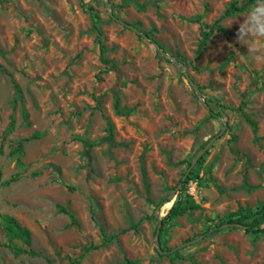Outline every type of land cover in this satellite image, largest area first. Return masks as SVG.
<instances>
[{
    "label": "rangeland",
    "instance_id": "obj_1",
    "mask_svg": "<svg viewBox=\"0 0 264 264\" xmlns=\"http://www.w3.org/2000/svg\"><path fill=\"white\" fill-rule=\"evenodd\" d=\"M246 1L110 0L160 49L105 0H0V214L28 227L42 254H15L0 221V264H264V233L225 226L264 204V63L236 41L251 5L196 57L202 26ZM178 198L196 207L163 224L159 241ZM115 234L120 243L104 242Z\"/></svg>",
    "mask_w": 264,
    "mask_h": 264
},
{
    "label": "trees",
    "instance_id": "obj_2",
    "mask_svg": "<svg viewBox=\"0 0 264 264\" xmlns=\"http://www.w3.org/2000/svg\"><path fill=\"white\" fill-rule=\"evenodd\" d=\"M253 2H254V0H247L246 2H244L241 5H237V4L232 3V4H230V6L225 10V12L221 15V17L213 25H211V26L203 25L202 29H201V40L199 42V45H198V48L196 51V57L198 58L201 55V53L203 52V50L207 47V45L209 44V42H210V40H211V38H212V36H213V34L217 28L219 30H221L222 32L227 33V30L221 24L222 19H224L227 16H230L234 12H241V11L246 10L250 5L253 4ZM94 26L98 32V40H99V49H100L101 60L104 64H109L110 60L106 58L107 48H106L104 41H103L104 31L102 30V28L100 26V17L98 14H95ZM148 36L152 37L150 34H148ZM152 41L155 43L157 42V40L155 38H152ZM177 59L179 61H181L183 64L187 63V58L183 55H178ZM0 68H2V67L0 66ZM104 71H106V70H104ZM9 75L12 77V74H9ZM12 83L15 87V90L17 91V100L22 102L23 101V92H22L21 86L13 78H12ZM196 95L199 97L198 94H196ZM207 98L210 101L216 102L217 105L221 106V104L219 103V101L216 98L210 97V96H208ZM116 109H117L118 113H121V114H126L129 112V109L120 107V100L119 99L116 100ZM211 112H212V115L216 116V117H222L225 115L222 110H219L217 112L214 110H211ZM24 115H25V118L27 119L28 113L24 112ZM246 119H247V122L251 125V127L253 129V132L255 134V139L258 140V138L260 137L257 134L258 123L252 117H250L248 115H246ZM27 123H29V122H27ZM110 126H112V123H110ZM30 139H31V137H26V138L19 140L17 142L16 148L14 149V151L11 152L12 155L22 154L24 143ZM0 150H2V149L0 148ZM201 159H200V161H201ZM186 162L188 163V166L191 165V160H187ZM144 174H146L145 170H144ZM9 182H10V180L7 183H9ZM195 207L196 206L194 204H187V200H183L182 198H178L176 200V202L174 203V205L169 210L168 214L163 218V220H162L163 224H166L167 221L173 220L177 216L184 214V212H186L187 210L193 209ZM57 209L61 213L69 214L71 217L72 224H78V221L76 220L74 214L66 206L58 205ZM247 220H249V221L247 222ZM0 221H1L2 227L4 229V232L7 236V238L10 241V243L14 249L15 254L19 255V254L25 253V254H28L30 256H35V257L36 256H42V254L32 246V235H31V231L29 230L28 227L23 225L14 216L7 214V213L0 214ZM228 222L238 224V225H242L245 228L246 233H252L255 235H258L260 233H264V227L262 226L264 224V204L256 210L251 209L249 207L239 208V210L237 212H234V213L229 215ZM221 225H222L221 223L217 224L215 226V228L213 229V232L220 229ZM134 227L136 228V226H134ZM163 231H164V228L162 227L159 240L161 239ZM207 233L208 232H205L206 235H207ZM110 239H116V241H118V243H120L119 234H115L109 238H107L105 235L104 242L109 241ZM17 240H19L23 245H25V247L22 244L20 245L17 242ZM45 258L47 259L48 263L51 264V259L49 257H46V256H45ZM125 260H126L127 264L133 263L132 260L130 258H128L127 255H125Z\"/></svg>",
    "mask_w": 264,
    "mask_h": 264
},
{
    "label": "clouds",
    "instance_id": "obj_3",
    "mask_svg": "<svg viewBox=\"0 0 264 264\" xmlns=\"http://www.w3.org/2000/svg\"><path fill=\"white\" fill-rule=\"evenodd\" d=\"M235 23L238 25L236 41L247 47V55L251 60L264 63V0H254L248 11Z\"/></svg>",
    "mask_w": 264,
    "mask_h": 264
},
{
    "label": "water",
    "instance_id": "obj_4",
    "mask_svg": "<svg viewBox=\"0 0 264 264\" xmlns=\"http://www.w3.org/2000/svg\"><path fill=\"white\" fill-rule=\"evenodd\" d=\"M105 2H106V6H107V8L110 9V0H105ZM109 12H110V15H111L113 18H115L116 20H118V21H119L120 23H122L123 25L130 27L131 29H133V30H134L135 32H137V33H141V34H142L144 37H146V38L152 39V37H149L147 33H142V32H140L135 26H133L132 24H129V23H127V22H125V21L119 19V18H118L113 12H112L111 9H110ZM155 44H156V46H157L158 48L162 49V46H161L158 42H156ZM164 54L167 56V53H166L165 51H164ZM174 59H176V57H174ZM185 75L187 76L188 80H189L190 83L192 84V86H193L194 90L196 91V93L199 94V88L196 86V84L194 83V81L191 79V77H190V75L188 74V72L185 71ZM199 95H200V94H199ZM214 140H215V138H212V140L207 144V146H206L205 148H203V150H201V151L197 154L195 160L192 162V164H191V166H190L191 168L194 166L195 162L200 158V156L203 154V152H204V151L210 146V144H211ZM191 168H190V169H191ZM233 224H234V223H228V224H225V226H229V225H233ZM162 225H163V221L160 220V222H159V226H158V228H157V232H156L157 240H159V238H160V232H161ZM159 241H160V240H159ZM158 250H159V252H163V253H169V252H173V251H175V249H171V250H163V249H161V248H159Z\"/></svg>",
    "mask_w": 264,
    "mask_h": 264
}]
</instances>
